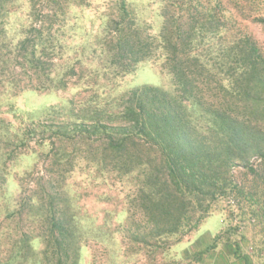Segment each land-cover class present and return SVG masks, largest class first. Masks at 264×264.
Segmentation results:
<instances>
[{
	"label": "trees",
	"instance_id": "16d2710c",
	"mask_svg": "<svg viewBox=\"0 0 264 264\" xmlns=\"http://www.w3.org/2000/svg\"><path fill=\"white\" fill-rule=\"evenodd\" d=\"M193 2L174 9L166 6L158 38L139 28L125 2L119 17L107 25L105 68L114 76H125L140 62L162 59L175 93L144 86L118 97L109 106L111 111L101 105L92 108L93 104L74 110V129L70 130L74 142L88 137L96 145L103 141L100 162L117 166L119 173L136 174L123 227L133 244L157 248L171 237H183L220 202L229 203L232 216L238 212V228L247 211L264 223V54L255 41L246 39L236 55L242 72L221 76L224 72L217 56L200 50L205 47L204 35L219 25L210 22ZM4 5L0 0V13ZM49 7L54 16L62 13L60 8ZM45 30L50 29L32 27L36 37H24L13 56H0L1 77L12 90L48 89L22 81L28 73L37 81L46 75V61L54 55L43 38ZM66 129L60 127L56 137L66 139L67 132L62 131ZM29 185L20 184L24 200ZM32 185L29 197L35 196L37 205L30 203V207L38 225L18 236L20 258L30 257V242L38 236L45 245L46 264H78L83 238L77 214L60 191H53V179ZM21 203L22 208L29 205ZM235 256L251 264L237 242Z\"/></svg>",
	"mask_w": 264,
	"mask_h": 264
},
{
	"label": "rangeland",
	"instance_id": "374dc122",
	"mask_svg": "<svg viewBox=\"0 0 264 264\" xmlns=\"http://www.w3.org/2000/svg\"><path fill=\"white\" fill-rule=\"evenodd\" d=\"M188 1L4 0L0 56H13L24 37H36L32 27L40 26L50 29L43 38L54 56L46 61V75L44 72L38 81L32 73L22 78L26 84L46 85L47 90H12L0 71V264H46L41 237L32 238L26 260L20 258L18 237L38 225L30 207V203L37 205L36 198L29 197V191L41 179H53V191H60L71 212L77 214L83 238L78 264H245L235 256L236 242L251 264H264V223L247 211L240 219L241 228L236 227L238 212L232 216L226 202L216 204L209 216L183 237H171L157 248L131 243L123 227L128 199L137 185L136 174L125 175L110 162L101 163L99 154L105 143L96 145L91 137L74 142V131H70L74 129V110L82 104L101 105L111 111L109 106L118 97L144 86L175 93L162 59L145 60L129 74L114 76L105 68L104 43L109 36L107 25L119 17L124 2L139 28L158 38L166 6L174 9ZM48 5L62 13L54 16ZM194 5L219 25L215 32L204 35L205 47L200 50L217 56L224 72L221 76L242 72L236 55L246 39L255 41L264 54V0H194ZM233 59L236 62L230 67ZM60 127H68L62 130L67 132L66 139L56 137ZM20 181L30 183L26 200ZM21 202L29 205L22 208ZM21 208L23 213L18 216ZM220 235L224 237L219 239Z\"/></svg>",
	"mask_w": 264,
	"mask_h": 264
}]
</instances>
